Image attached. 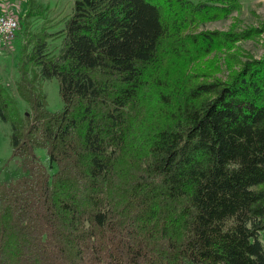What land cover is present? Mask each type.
<instances>
[{"label": "trees", "instance_id": "obj_1", "mask_svg": "<svg viewBox=\"0 0 264 264\" xmlns=\"http://www.w3.org/2000/svg\"><path fill=\"white\" fill-rule=\"evenodd\" d=\"M240 1L75 0L51 31L27 0L0 80L24 171L0 183V264H264V55L239 46L264 24L201 29Z\"/></svg>", "mask_w": 264, "mask_h": 264}, {"label": "rangeland", "instance_id": "obj_2", "mask_svg": "<svg viewBox=\"0 0 264 264\" xmlns=\"http://www.w3.org/2000/svg\"><path fill=\"white\" fill-rule=\"evenodd\" d=\"M44 6L48 7L47 17L54 24L52 30L60 29L64 26V20L72 12L75 0H37ZM208 1V0H195ZM1 4L4 5L1 7ZM27 6V0H0V13L3 9L12 10L15 15L24 14ZM8 7V8H7ZM42 18L34 19L33 29L40 28L43 23ZM264 24V0H241L240 8L234 11L226 18L210 21L201 26V29H219L236 30L247 29L250 27H260ZM22 37L15 40L14 48L11 51H6L0 55V80L4 83L14 84L19 78L18 61L19 48L22 43ZM51 49L58 51L61 46V39L51 40ZM239 46L246 52H250L257 57L264 55V30L253 38L239 41ZM225 68V65L223 66ZM227 73V71H225ZM222 75H226L223 74ZM43 89L47 94L48 108L51 110H61L64 107V102L59 91V81L57 79L45 80L42 83ZM22 110L27 108V104L20 99ZM11 125L0 121V183L4 181L15 180L22 176L20 160L12 159V148L10 145ZM42 161L49 166V159L45 150H37ZM264 242V237H263Z\"/></svg>", "mask_w": 264, "mask_h": 264}, {"label": "built area", "instance_id": "obj_3", "mask_svg": "<svg viewBox=\"0 0 264 264\" xmlns=\"http://www.w3.org/2000/svg\"><path fill=\"white\" fill-rule=\"evenodd\" d=\"M19 27V16L15 15L9 8L8 10L3 9L0 13V55L14 48Z\"/></svg>", "mask_w": 264, "mask_h": 264}, {"label": "crops", "instance_id": "obj_4", "mask_svg": "<svg viewBox=\"0 0 264 264\" xmlns=\"http://www.w3.org/2000/svg\"><path fill=\"white\" fill-rule=\"evenodd\" d=\"M1 7H2V4H1Z\"/></svg>", "mask_w": 264, "mask_h": 264}]
</instances>
